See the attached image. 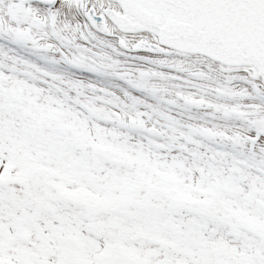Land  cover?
Wrapping results in <instances>:
<instances>
[{"label": "snow or ice", "instance_id": "obj_1", "mask_svg": "<svg viewBox=\"0 0 264 264\" xmlns=\"http://www.w3.org/2000/svg\"><path fill=\"white\" fill-rule=\"evenodd\" d=\"M0 264H264V0H0Z\"/></svg>", "mask_w": 264, "mask_h": 264}]
</instances>
